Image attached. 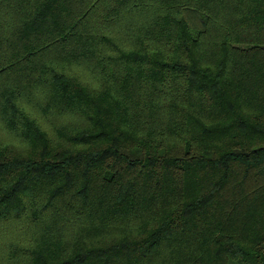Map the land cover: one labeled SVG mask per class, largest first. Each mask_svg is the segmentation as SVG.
I'll return each mask as SVG.
<instances>
[{"label": "trees", "instance_id": "16d2710c", "mask_svg": "<svg viewBox=\"0 0 264 264\" xmlns=\"http://www.w3.org/2000/svg\"><path fill=\"white\" fill-rule=\"evenodd\" d=\"M0 264H264V0H0Z\"/></svg>", "mask_w": 264, "mask_h": 264}]
</instances>
